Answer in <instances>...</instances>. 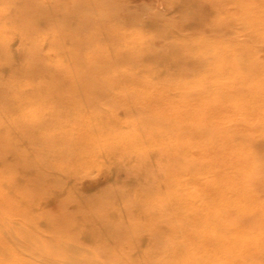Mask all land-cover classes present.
Masks as SVG:
<instances>
[{
	"label": "rangeland",
	"instance_id": "374dc122",
	"mask_svg": "<svg viewBox=\"0 0 264 264\" xmlns=\"http://www.w3.org/2000/svg\"><path fill=\"white\" fill-rule=\"evenodd\" d=\"M254 3L0 0V264H264Z\"/></svg>",
	"mask_w": 264,
	"mask_h": 264
},
{
	"label": "bare ground",
	"instance_id": "6f19581e",
	"mask_svg": "<svg viewBox=\"0 0 264 264\" xmlns=\"http://www.w3.org/2000/svg\"><path fill=\"white\" fill-rule=\"evenodd\" d=\"M249 1V3H254V1H250V0H248ZM256 2L253 4V5H258V4H260V1L261 0H255ZM245 2H247V1H243V2H241L242 4L243 3H245ZM264 0H262V4H263V6H264ZM241 4V5H242ZM243 6V5H242ZM263 13H264V8H263V10L262 9H260ZM248 13V12H247ZM246 12H244L243 14H242V16H243V18H245V19H247L249 22H253V15H250L249 13L247 14ZM262 25H264V22H263V24ZM214 71H217V68H212ZM204 81V80H203ZM264 89V86H262V85H260V90L259 91H262ZM181 91H183V90H181ZM263 98L264 97H262L261 98V100H263ZM204 106V105H203ZM194 107V106H193ZM179 108H181V107H179ZM262 109H264V106H262L261 107ZM197 112V111H196ZM203 112H205V111H203ZM192 113H194L193 111H192ZM195 114V113H194ZM202 114V113H201ZM264 114V113H263ZM204 115V114H203ZM203 118V117H202ZM202 118H201V120H202ZM220 150H222L223 151V153H221V155H220V157H223L224 156V159L226 160H231V159H233V160H236L235 158H234V154H232V156H231V154L228 152V153H226L224 150L225 149H220ZM214 149H212V150H210L209 151V155H212V156H214ZM234 153H236V152H234ZM243 153V152H242ZM241 153V154H242ZM237 154H240V153H236V155ZM238 156H242V155H238ZM196 193H197V191H195ZM199 194H201L202 192H201V190H199ZM206 194H209V193H206ZM243 202H244V199H241ZM214 202H218V203H222V204H225V203H227L228 202V200H225L224 199V197H222L220 194H218V195H214V196H212V197H210L209 198V200H207V202H206V208H204L203 209V211H205V213H209V214H213V213H211V212H213V209H214V207L215 206H213V203ZM246 203V202H245ZM1 221V220H0ZM135 229H136V227H135ZM1 230V229H0ZM2 231H5L4 229L2 230ZM10 232V231H9ZM6 233V232H5Z\"/></svg>",
	"mask_w": 264,
	"mask_h": 264
}]
</instances>
